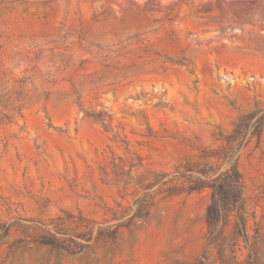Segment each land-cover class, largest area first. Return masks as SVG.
Here are the masks:
<instances>
[{
    "label": "rangeland",
    "instance_id": "374dc122",
    "mask_svg": "<svg viewBox=\"0 0 264 264\" xmlns=\"http://www.w3.org/2000/svg\"><path fill=\"white\" fill-rule=\"evenodd\" d=\"M257 110L264 0H0V264H264V132L248 245L188 190Z\"/></svg>",
    "mask_w": 264,
    "mask_h": 264
},
{
    "label": "trees",
    "instance_id": "16d2710c",
    "mask_svg": "<svg viewBox=\"0 0 264 264\" xmlns=\"http://www.w3.org/2000/svg\"><path fill=\"white\" fill-rule=\"evenodd\" d=\"M263 132L264 111L257 110L243 115L234 131L223 138L224 146L220 156L223 160L222 165L214 167L205 163L195 171L188 170L190 192L210 191V204L205 216L208 249L222 251L224 231L232 221V245L249 244L250 212L245 198L243 177L238 166V155L251 138H260Z\"/></svg>",
    "mask_w": 264,
    "mask_h": 264
}]
</instances>
